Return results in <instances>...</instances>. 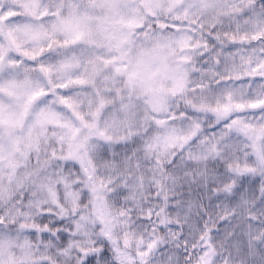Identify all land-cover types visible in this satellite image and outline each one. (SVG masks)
Listing matches in <instances>:
<instances>
[{
  "label": "snow or ice",
  "instance_id": "obj_1",
  "mask_svg": "<svg viewBox=\"0 0 264 264\" xmlns=\"http://www.w3.org/2000/svg\"><path fill=\"white\" fill-rule=\"evenodd\" d=\"M0 264H264V0H0Z\"/></svg>",
  "mask_w": 264,
  "mask_h": 264
}]
</instances>
